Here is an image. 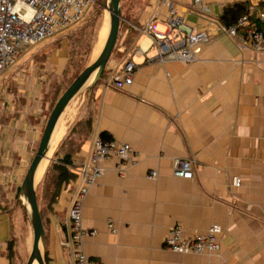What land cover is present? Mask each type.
<instances>
[{
    "label": "crops",
    "instance_id": "0c3cea01",
    "mask_svg": "<svg viewBox=\"0 0 264 264\" xmlns=\"http://www.w3.org/2000/svg\"><path fill=\"white\" fill-rule=\"evenodd\" d=\"M251 1L148 0L134 10L135 21L118 41L123 54L110 57L107 77L86 89L92 133L72 156L75 179L62 184L46 215L49 264H73L62 245L71 233L69 208L101 132L129 143L136 162L122 172L116 158L101 162L104 171L82 202V226L96 230L83 239L87 256L101 264H264V48H241L220 21L225 5ZM170 4L194 30L208 34L193 47L196 62H151L156 48L140 28L154 21L166 31ZM259 10L250 17L256 27ZM127 31L134 39L124 51ZM128 61L135 66L133 81L116 89L111 79ZM65 62L66 54L51 70L61 72ZM35 78L15 85L17 91H0V264H10L7 246L18 228L15 211L5 206L14 201L49 108L39 92L46 72L40 83ZM175 157L194 160L191 179L173 175ZM235 177L240 186L232 184ZM174 224L187 235L219 225V249L183 254L164 248Z\"/></svg>",
    "mask_w": 264,
    "mask_h": 264
},
{
    "label": "built area",
    "instance_id": "2783aa9c",
    "mask_svg": "<svg viewBox=\"0 0 264 264\" xmlns=\"http://www.w3.org/2000/svg\"><path fill=\"white\" fill-rule=\"evenodd\" d=\"M263 1L249 2L247 12L236 23L230 26L222 25V30L230 37H235L241 48L250 47L255 51L264 48V29L250 22L259 2ZM95 2L96 0H0V76L16 64L25 48L79 21ZM257 16L260 21H264V11L259 10ZM165 21L168 27L166 31L158 30L154 21H148L140 28L144 34L151 37L156 48L151 62L163 65L166 61H198L193 47L197 43L208 41L207 32L194 30L173 4L168 6ZM239 28L244 31L239 33ZM134 68L132 61L126 62L122 71L112 77L111 85L116 89L130 85ZM132 154L133 149L129 143L103 140L100 137L93 140L91 154L82 166V178L69 208L70 238L62 242V245L70 250L73 264H101L82 250L84 237L96 234V230H87L82 226V202L89 188L104 171L102 161L116 158V169L122 172L127 165L136 162ZM193 161L191 158H173V175L191 179ZM156 175V172L148 174L152 178ZM71 182L69 181L67 186L71 185ZM232 184L240 186L241 179L233 178ZM108 226L111 228L112 224ZM222 233L219 225L212 224L202 232L187 235L180 224H174L164 237L163 246L183 254H212L219 249Z\"/></svg>",
    "mask_w": 264,
    "mask_h": 264
},
{
    "label": "trees",
    "instance_id": "16d2710c",
    "mask_svg": "<svg viewBox=\"0 0 264 264\" xmlns=\"http://www.w3.org/2000/svg\"><path fill=\"white\" fill-rule=\"evenodd\" d=\"M147 2L148 0H120L121 19L118 31L119 37H117L118 39H116L117 44H115L110 57L121 56L123 54L119 53L117 50L118 41L122 35V31L124 30V28H126V26H128V21H135V18L133 17V14H135L134 10L136 9V11H139V9L142 8ZM258 8L264 11V1L258 4ZM247 10L248 9L246 2L225 5L220 15L221 24L223 26H230L236 23L237 20L247 12ZM101 13L102 11L99 8H96L94 5L89 9L88 13L83 16V18L60 30L57 33L63 31L65 32L69 29L71 30L65 32L59 39L41 46L33 54H31L30 57H32L36 62L34 68L39 74V76L36 77L38 80L36 81L37 83L41 80L42 72L48 71V73L46 72L47 78L46 80L41 81V87L39 89L42 100L47 101L49 104L44 123L46 122L48 115L54 104L58 100L59 96L74 80V78L87 66ZM257 27L260 29H264V21H261ZM132 32L133 31H127L126 36L124 37V40L122 42L124 45V51L128 49L133 42L134 38L132 37ZM62 37H64L67 41L66 62L63 70L57 73L56 71L51 70V68H53V64L50 62L51 50H48L47 52L45 51V49H53L58 47L60 48ZM41 41L31 46H35ZM39 61L42 62L40 66L37 65ZM106 77L107 71L106 68H104L103 72L100 75V78L96 82H102ZM9 82L10 83L7 84L5 88L2 87L1 91L12 92V90H15V84L11 80H9ZM11 83L14 87L9 86ZM91 133L92 112L88 108L86 113L77 118V120L68 128L67 132L60 139L57 148L54 151L53 156L42 176V179L39 182V186L36 187L37 203L44 228L45 264H49L46 248L48 229V220L46 218V215L49 211H51L52 205L56 202L62 184L75 179L76 174L70 170V166H73L72 156L79 150L81 144L90 137ZM99 136L103 140H108L109 138V135L106 132H101ZM19 191L20 186L16 189L14 196V202L18 204L21 199ZM5 207L7 208V206ZM13 210L14 209L11 208L9 212ZM18 239L19 237L15 236V238L8 242L7 257L10 264H17L15 259V242H17Z\"/></svg>",
    "mask_w": 264,
    "mask_h": 264
},
{
    "label": "water",
    "instance_id": "95a60500",
    "mask_svg": "<svg viewBox=\"0 0 264 264\" xmlns=\"http://www.w3.org/2000/svg\"><path fill=\"white\" fill-rule=\"evenodd\" d=\"M107 1L109 27L105 42L95 58L67 86L51 109L41 132L37 149L20 185L19 194L22 204L29 214L32 229V245L26 264H33L34 261L38 264H45L43 253L44 228L36 195V187L41 178L40 176L39 180L36 181L38 167L50 149L53 132L68 103L85 85L91 86L100 78L115 46L121 19L120 0Z\"/></svg>",
    "mask_w": 264,
    "mask_h": 264
},
{
    "label": "rangeland",
    "instance_id": "374dc122",
    "mask_svg": "<svg viewBox=\"0 0 264 264\" xmlns=\"http://www.w3.org/2000/svg\"><path fill=\"white\" fill-rule=\"evenodd\" d=\"M94 5L96 8H99L102 11V13H101V17H99V24L97 26V29L95 32V37L93 39V46H92L91 54L89 57V62L95 58V57H93V48H94V44H95L97 34H98L100 27L103 25H106L109 27L108 12H107L108 1L107 0H96V2L93 3L91 7H93ZM88 11L86 12V14L88 13ZM69 30H71V29H69ZM69 30H66L65 32H67ZM65 32L63 31V32L54 34L53 36L41 41L37 45L31 46L33 48H31V47L25 48L21 52V55L19 56V59L17 60L16 64L11 66L10 68H8L0 76V91H1L2 87L5 88L6 85L10 83L9 80H11V81L16 80L14 82V84L17 86H22V84L24 85L25 82H27L28 80H31L32 77H34V76L38 77L39 74H38V72H36V70L34 68V65H36V62L34 61V59L32 57H30L31 54H33L41 46L46 45L51 41H55L56 39H59ZM117 37H119V34ZM66 44H67L66 39L64 37H62L60 48L58 47V48H53V49H49V48L45 49V51H47V52H48V50L49 51L51 50L50 56H51L53 63H56V61L59 57H62L63 55L66 54V50H67ZM115 44H117V43L115 42ZM41 63L42 62L39 61V63L37 65L40 66ZM59 70L60 69L57 68L56 72H58ZM46 72L48 73V71H46ZM35 80L37 81V78H35ZM9 86L12 87L13 86L12 83ZM89 86L90 85H85L83 87V89H81L70 100V102L68 103L64 112L62 113L58 122H61L62 119L64 120V133H63V135L67 132L68 128L77 120V118L84 115L86 113L87 109L89 108V104H88L87 98H86V89ZM14 91H17L16 88H15V90H12V92H14ZM2 107L3 106L1 104V108ZM67 108H69L68 110H72L71 115L68 117H67V110H66ZM44 124H43V127H44ZM39 139H38V141H39ZM60 139H59V141H60ZM59 141L56 143V145H55V147L51 153L49 161L51 160L53 153L56 150ZM36 143H38V142H36ZM37 146H38V144L34 145V147H33L34 152L36 151ZM33 155H34V153L32 154V156L30 158L31 160H32ZM31 160H30V162H31ZM49 161H48L47 165L49 164ZM47 165H46V168H47ZM27 168H28V166H27ZM46 168H45V170H46ZM45 170L43 171L40 180L42 179V176H43ZM40 180H39V182H40ZM38 186H39V183L37 184V187ZM6 206L9 209H11V208L14 209L15 218L17 220V227H18L17 228V236L19 237V239L17 242H15L16 263L17 264H26L28 256L30 254L31 245H32V229H31L29 214H28L26 208L24 207V205L22 204L21 199L19 201V204L12 201L10 204H7ZM43 253H44V247H43Z\"/></svg>",
    "mask_w": 264,
    "mask_h": 264
},
{
    "label": "bare ground",
    "instance_id": "6f19581e",
    "mask_svg": "<svg viewBox=\"0 0 264 264\" xmlns=\"http://www.w3.org/2000/svg\"><path fill=\"white\" fill-rule=\"evenodd\" d=\"M107 32H108V26L103 25L100 27L98 34H97L96 41L94 40L95 44H94V48H93V57H95L99 53V51L101 50V48L105 42ZM68 109L69 108L66 109L67 110V117L70 116L72 113V110H68ZM63 133H64V120L62 119L61 122L57 123L55 130L53 132V135H52L50 149H49L46 157L43 158V160L41 161V163L38 167V170L36 173V181L39 180L40 176L42 175L43 171L45 170L46 165L50 159L51 153H52L56 143L62 137ZM33 264H38V263L36 261H34Z\"/></svg>",
    "mask_w": 264,
    "mask_h": 264
}]
</instances>
